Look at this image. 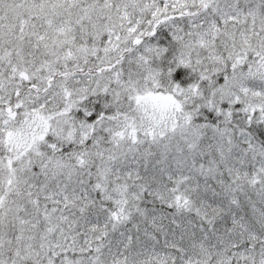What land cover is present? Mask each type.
Here are the masks:
<instances>
[{"label":"snow or ice","instance_id":"obj_1","mask_svg":"<svg viewBox=\"0 0 264 264\" xmlns=\"http://www.w3.org/2000/svg\"><path fill=\"white\" fill-rule=\"evenodd\" d=\"M0 264H264V0H0Z\"/></svg>","mask_w":264,"mask_h":264}]
</instances>
